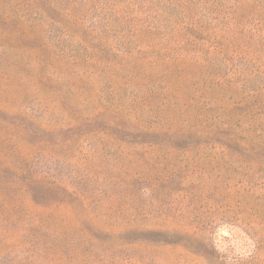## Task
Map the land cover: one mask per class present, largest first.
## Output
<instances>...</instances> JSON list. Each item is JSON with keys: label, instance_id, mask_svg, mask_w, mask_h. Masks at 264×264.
Returning <instances> with one entry per match:
<instances>
[{"label": "rangeland", "instance_id": "rangeland-1", "mask_svg": "<svg viewBox=\"0 0 264 264\" xmlns=\"http://www.w3.org/2000/svg\"><path fill=\"white\" fill-rule=\"evenodd\" d=\"M262 31L264 0H0V264H264Z\"/></svg>", "mask_w": 264, "mask_h": 264}, {"label": "trees", "instance_id": "trees-1", "mask_svg": "<svg viewBox=\"0 0 264 264\" xmlns=\"http://www.w3.org/2000/svg\"><path fill=\"white\" fill-rule=\"evenodd\" d=\"M174 2H176V0H174ZM176 4V3H175ZM233 14L234 13H236V12H232ZM257 33H259V34H261L260 33V31H261V29L259 28H257ZM185 32V34L187 33V30H185L184 31ZM263 32V34H264V31H262ZM188 35H190V34H188ZM259 37V36H258ZM252 39V38H251ZM259 39V38H258ZM257 39V41H255L257 44L259 43L260 45L262 44V41H264V37H262L261 38V41L260 40H258ZM263 45V44H262ZM58 56H60V60H65L66 58H67V56H61L60 54L58 55ZM72 62H73V64H74V66L76 65V63H78V62H89V61H92V59H89V61L88 60H85L84 58H82V56L81 55H75V56H72ZM71 62V63H72ZM52 68H53V70H55V66L54 65H52ZM258 73L259 74H262L263 72L262 71H260V70H257V69H254V70H252L251 71V73H249L250 75H253V76H257L258 75ZM263 92H264V84L263 85H261V86H258V88H257V90L252 94V95H250V94H247V100L249 99V98H253L254 99V104H253V106L251 107H249V109L247 110L249 113L250 112H255V113H252V114H250V116L251 117H258L259 119L261 118V116L263 115L264 116V95H263ZM159 94L162 96L161 97V99H159L160 101H165L166 100V102H162V104L160 105V107H158L156 110L157 111H153L152 109H151V107H150V101H148V99H146V98H141V99H132V101H134V105H136V106H144V105H146L147 106V108L149 107V113H148V115H146V118L148 119V120H154V122H157L158 124H160L159 122H160V115H159V113L160 112H162V111H164V109H163V105H167V106H174L175 104H172V99L173 98H170L169 96H167V95H165L164 94V90H162L161 92H159ZM151 96H154V94H152ZM189 101H191V100H189ZM189 101L188 102H186V104H188L189 103ZM146 102V103H145ZM194 103V105L193 106H196V104H198V102L196 103L195 101H193L192 100V102H190V104L188 105V107L187 108H184L183 110L185 111L184 113H188V112H191L192 113V111H195L194 110V108H193V110L191 109V107H190V105H192ZM186 104H184V105H186ZM206 107H204V109L203 110H207V111H209L210 109H211V107L210 106H207V105H205ZM157 112H159V113H157ZM248 112H247V114H248ZM200 120L198 121L200 124H202L203 122H205V123H207L206 124V126L207 127H209V123L208 122H210V123H212L213 122V120H214V118H208L207 116H206V114H205V111H202V112H200V118H199ZM251 119H253V118H251ZM258 119V120H259ZM256 121V120H255ZM181 125H182V122L180 123ZM184 124H187L188 125V122H184ZM254 125L258 128V130L260 131V135H263L264 136V121H260L259 122V124L257 125L256 124V122L254 123ZM192 125H189L188 127H191ZM195 126V125H194ZM210 128V127H209ZM171 129V127L170 126H167V124H165L164 125V127H161V126H159V127H157V128H155V130H153V132H162V133H164V134H166V135H168V134H171V133H174V132H172V130H170ZM182 129V128H181ZM188 130H194V128H187ZM195 131H198V132H202V133H204V134H211L210 133V131L206 128V129H202V130H200V129H196ZM154 134V133H153Z\"/></svg>", "mask_w": 264, "mask_h": 264}]
</instances>
